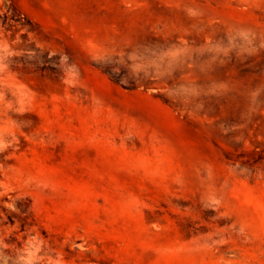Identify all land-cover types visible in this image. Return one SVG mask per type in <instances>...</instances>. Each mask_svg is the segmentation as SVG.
Wrapping results in <instances>:
<instances>
[{"label": "rangeland", "instance_id": "rangeland-1", "mask_svg": "<svg viewBox=\"0 0 264 264\" xmlns=\"http://www.w3.org/2000/svg\"><path fill=\"white\" fill-rule=\"evenodd\" d=\"M0 264H264V0H0Z\"/></svg>", "mask_w": 264, "mask_h": 264}]
</instances>
